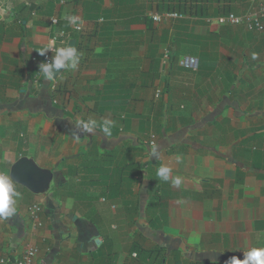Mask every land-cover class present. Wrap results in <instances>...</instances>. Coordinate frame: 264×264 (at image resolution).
<instances>
[{
    "label": "crops",
    "instance_id": "obj_1",
    "mask_svg": "<svg viewBox=\"0 0 264 264\" xmlns=\"http://www.w3.org/2000/svg\"><path fill=\"white\" fill-rule=\"evenodd\" d=\"M246 1L0 0V174L20 193L0 219L1 255L30 243L38 264H225L264 248V31L217 21ZM198 2L199 16L152 19ZM52 36L58 48L75 39L79 57L54 90L38 53ZM89 119L98 126L85 133L77 123ZM21 160L46 174L39 190L13 178ZM157 248L162 262L144 252Z\"/></svg>",
    "mask_w": 264,
    "mask_h": 264
},
{
    "label": "clouds",
    "instance_id": "obj_2",
    "mask_svg": "<svg viewBox=\"0 0 264 264\" xmlns=\"http://www.w3.org/2000/svg\"><path fill=\"white\" fill-rule=\"evenodd\" d=\"M65 19L68 20L71 24L77 23V18L66 15ZM46 51H49L48 48L40 50L38 53L44 55ZM79 62V57L75 47H60L56 49L55 56L51 59L50 62L41 63L39 65V73L46 79H54L53 73L57 69H75ZM97 122L93 119L88 121H79L77 127H79L83 132H94L97 128ZM114 126V121L105 120L100 126L102 132L105 136H111V129ZM76 141L80 142V136H75ZM152 154H155V148H153ZM177 161L180 160V157L177 156ZM170 169L166 166H161L157 170V176L163 180L168 181ZM172 183L176 186L181 184V179L175 177L172 180ZM20 197V193L16 191L13 180L9 175L0 174V219L10 218L16 212L14 207L16 199ZM71 200L67 201V204L71 205ZM215 264V260L213 261ZM225 264H264V248H252L244 252V258L238 259L233 256L225 262Z\"/></svg>",
    "mask_w": 264,
    "mask_h": 264
},
{
    "label": "built area",
    "instance_id": "obj_3",
    "mask_svg": "<svg viewBox=\"0 0 264 264\" xmlns=\"http://www.w3.org/2000/svg\"><path fill=\"white\" fill-rule=\"evenodd\" d=\"M252 6L242 15H236L232 12L220 16L217 18L218 23L220 24H233V25H241L243 24L247 30L252 32H262L264 31V0H251ZM183 14L169 11L163 12L160 14H155L152 16L153 21L159 22L163 19H181L183 18ZM51 22L55 24L56 19H52ZM74 28L78 31L81 30L80 25L74 26ZM58 38L56 36H52L49 40L47 48L49 51H46L43 55V63L50 62L51 59L55 56ZM165 63H169V53L165 52ZM193 62L194 59L190 58L189 60L181 61L183 64L188 65V62ZM164 62V61H163ZM50 88L54 90L56 88V82L53 79L50 85ZM156 137L154 134H150L145 141L147 147H152L155 144ZM29 211L34 217L33 228H38L42 226V221L39 219V214L43 212V208L40 204H34L29 207ZM37 253L38 249L28 243L22 255L11 257L9 255H1L0 254V264H38L37 261Z\"/></svg>",
    "mask_w": 264,
    "mask_h": 264
},
{
    "label": "trees",
    "instance_id": "obj_4",
    "mask_svg": "<svg viewBox=\"0 0 264 264\" xmlns=\"http://www.w3.org/2000/svg\"><path fill=\"white\" fill-rule=\"evenodd\" d=\"M220 0H215V2L219 3ZM225 2L227 3H230L231 1L233 0H224ZM225 9H223V13H226L230 10V7L229 5H227L226 7H223ZM207 10V7L206 6H203L201 5V3H197V4H194L192 6H189V5H185L183 3H180L177 7H171V6H167V5H164V12H171V11H176V12H186L188 11L189 13L192 12L193 14H196V15H200L202 13H205L204 11ZM135 165V168L137 169V173L139 176H144L142 173V170H143V165L140 164V163H132ZM153 174V173H152ZM152 174L150 175V177L148 178L147 180V191L149 192V194L151 195V201H155V203H158L160 201V196L158 195V192H159V188L155 186V183H156V179L152 176ZM153 181L155 183H153ZM165 182V181H164ZM163 219V220H162ZM154 220V221H153ZM149 219V224L150 226L154 227L155 229L161 227L162 225H164V215H161L159 214L156 219ZM156 221V222H155ZM145 250V249H143ZM145 253H147L148 255H152L153 256V259L156 260L158 259L160 262H162L163 260H165V253L162 249L160 248H157V249H154V250H146L144 251ZM186 264H191V263H186Z\"/></svg>",
    "mask_w": 264,
    "mask_h": 264
},
{
    "label": "water",
    "instance_id": "obj_5",
    "mask_svg": "<svg viewBox=\"0 0 264 264\" xmlns=\"http://www.w3.org/2000/svg\"><path fill=\"white\" fill-rule=\"evenodd\" d=\"M75 47L76 48V40L69 39L65 45V47ZM62 70L57 69L53 75L54 79L60 74ZM12 176L14 179L21 181L29 185L34 190H39L42 184H45L48 179L46 174L34 170L28 163L24 160H21L19 163L16 164L12 171Z\"/></svg>",
    "mask_w": 264,
    "mask_h": 264
},
{
    "label": "rangeland",
    "instance_id": "obj_6",
    "mask_svg": "<svg viewBox=\"0 0 264 264\" xmlns=\"http://www.w3.org/2000/svg\"><path fill=\"white\" fill-rule=\"evenodd\" d=\"M250 3H251V0H247L246 2H244V4H243V5L245 6V7H244V10L247 9V8L249 9V5H250ZM241 6H242V4H241ZM248 9H247V10H248ZM230 12H232V13L235 14V13H237V10H236V9H233V10H231Z\"/></svg>",
    "mask_w": 264,
    "mask_h": 264
}]
</instances>
